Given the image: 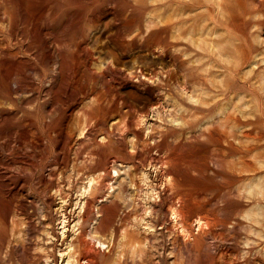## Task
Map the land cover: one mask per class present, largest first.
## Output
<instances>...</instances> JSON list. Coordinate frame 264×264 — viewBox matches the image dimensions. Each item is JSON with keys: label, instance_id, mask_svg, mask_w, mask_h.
I'll list each match as a JSON object with an SVG mask.
<instances>
[{"label": "rangeland", "instance_id": "374dc122", "mask_svg": "<svg viewBox=\"0 0 264 264\" xmlns=\"http://www.w3.org/2000/svg\"><path fill=\"white\" fill-rule=\"evenodd\" d=\"M169 1L0 0V81L3 62L24 72V87L0 84V264H264V0H216V23L199 0ZM51 42L76 70L55 94ZM102 106L140 139L138 157L113 142L119 159L104 175ZM79 236L94 259L76 261Z\"/></svg>", "mask_w": 264, "mask_h": 264}, {"label": "bare ground", "instance_id": "6f19581e", "mask_svg": "<svg viewBox=\"0 0 264 264\" xmlns=\"http://www.w3.org/2000/svg\"><path fill=\"white\" fill-rule=\"evenodd\" d=\"M172 1V0H171ZM169 1V2H171ZM197 2V1H196ZM199 2H201L207 9V14H210V18L211 20L213 19L214 22L216 23L215 19L217 20L219 16H221L223 14V9L221 7V4H219L216 0H199ZM120 3L122 4V8L124 7H127L128 6V3H129V0H120ZM146 3V2H145ZM136 4L137 6L134 7L133 9V13H138L139 12V7L142 6L141 2L138 3H134ZM147 5V4H146ZM151 5V4H150ZM201 5V4H200ZM216 5V6H215ZM199 6V5H198ZM203 7V6H202ZM216 8V9H215ZM229 9V8H228ZM216 13H215V12ZM127 12H130V11H127ZM210 12V13H209ZM206 14V15H207ZM126 15V13L124 14ZM218 15V16H217ZM127 16V15H126ZM208 16V15H207ZM229 16V15H228ZM209 18V17H208ZM228 18V17H227ZM52 20V19H51ZM223 20V19H222ZM229 20V19H228ZM220 21V20H219ZM53 22V21H52ZM116 22V21H115ZM150 22V20H149ZM222 22V21H221ZM35 23V22H33ZM153 24H156V22H151ZM150 23V25H151ZM226 23V21H225ZM160 24V23H159ZM122 27V25H121ZM156 27V26H155ZM164 27V26H163ZM120 26L117 27V30H119ZM160 28V27H159ZM167 28V27H166ZM116 30V29H115ZM160 30V29H157V31ZM164 31V30H163ZM94 32V31H93ZM117 32V31H116ZM159 34V33H158ZM165 35V34H163ZM120 36V35H119ZM33 37V36H32ZM129 36H127L128 38ZM37 38V37H36ZM121 38V37H120ZM130 38V37H129ZM87 39V38H86ZM119 39V38H118ZM117 39V40H118ZM109 41V40H108ZM54 42L56 44H58L59 46L61 47H65V45L60 42V40L58 39H54ZM54 42H51V47L54 51V55L56 58L59 59V65H60V69H59V73L57 74V77H56V81H55V84L53 86V88H50L49 91H51V93L55 94V92H53V90L58 87L60 88L61 87V84H63L64 86L67 84V85H70L73 83L74 79L76 78V70L74 68V65H70L68 62L65 61V59L63 60V58L61 57V51L55 47L54 45ZM99 42V41H98ZM113 42V41H112ZM125 43H127V40H124ZM114 43V42H113ZM131 44V43H130ZM142 44V43H141ZM99 46V45H98ZM82 47V46H81ZM87 47V46H86ZM162 48V47H161ZM167 48V47H166ZM80 49V48H79ZM83 49L86 51L84 53H88V55H91V54H94V53H90V50H88V48H85L83 47ZM130 49V48H129ZM165 49V48H164ZM93 50V49H92ZM160 50V48H159ZM158 50V51H159ZM163 50V49H162ZM78 51V50H77ZM97 51V50H96ZM161 51V50H160ZM164 52V51H163ZM52 54V53H51ZM76 54V53H75ZM114 54V53H113ZM130 54V51L127 50V49H124V55L125 56H129ZM85 55V54H84ZM4 56V55H3ZM39 56V55H38ZM75 56V55H74ZM77 56V55H76ZM114 56V55H113ZM10 57V56H9ZM91 57V56H90ZM74 58V57H73ZM113 58V57H112ZM115 58V57H114ZM113 58V59H114ZM52 59V57H51ZM92 59V58H91ZM8 60V59H7ZM5 61V60H3ZM19 62H16L15 64L17 65ZM4 64V67L1 69V72H4L5 75H4V79L6 80V84H3L1 81H0V84L5 87V88H8L9 85L11 84V82L13 83H16L17 84V87L18 88H22L24 87L22 82L20 81V74L22 75L24 72L23 71H17V67L16 69L14 68L15 64L11 65L10 63H7V62H3ZM74 64V63H73ZM106 65V64H104ZM110 65V64H109ZM109 65H106V69L109 70ZM85 67V66H84ZM30 69L31 66L30 65H27L26 66V69ZM125 72V71H124ZM20 73V74H19ZM108 73V72H107ZM113 73V72H112ZM128 73V72H127ZM167 73V72H166ZM162 74V73H161ZM103 74L101 73V76ZM113 75V74H112ZM129 75V74H127ZM78 76V75H77ZM104 77V76H103ZM126 78H128L127 76H125ZM66 81V83L64 82ZM162 83V82H161ZM116 93V92H115ZM118 94V93H116ZM113 98V97H112ZM121 100V99H120ZM119 101V100H118ZM115 104V102L113 103ZM116 104H119V103H116ZM124 104V102H123ZM122 104V105H123ZM91 107V106H90ZM127 107V111L129 112V116L131 117V111H130V105L129 104H125V108ZM120 108V107H119ZM111 110H113V108H108V107H105V106H102V107H99L98 109V113H99V119L97 118V121L98 123L95 124V125H98L100 127L99 130H101V134L102 136L99 138V141L98 140H95L96 144H97V155H98V159H97V164L98 166H102L103 167V171L101 170V173L103 172V175L107 172L109 173V165L110 164H113L114 165V162H116L118 159H119V156L116 155V154H113L112 152H110L111 150H108V148L113 144V142H115L117 145H121L123 148H124V151L126 152V155L127 156H132V157H138L140 155L139 151L137 149H139L138 147H140V139L139 137H137V133L135 134L133 132V130L131 128H129L128 126V122H125L123 120V118H117L118 121L114 122L113 123H110L109 124V120L111 118ZM122 111V110H121ZM91 113V112H90ZM114 113V112H113ZM121 113V112H120ZM137 112H135L136 114ZM139 113V112H138ZM137 113V114H138ZM120 115V114H119ZM115 116V115H114ZM128 115H126L127 117ZM128 116V117H129ZM140 116V115H139ZM137 117V116H136ZM115 118V119H116ZM127 119V118H126ZM128 120V119H127ZM138 120V119H137ZM95 122V121H94ZM132 122V120H131ZM174 127H172L173 129ZM92 129V128H91ZM94 129V127H93ZM171 129V128H170ZM178 129V128H177ZM175 130V129H173ZM95 133V132H94ZM97 133V132H96ZM130 134H133V136H135V140H133L132 138H128L127 136L130 135ZM19 136H20V140H21V144L23 147H28V146H31L32 142L31 140L29 139V134L27 132V130L24 129V127L20 130L19 132ZM95 136V135H94ZM143 145V144H142ZM128 147L129 148H132L134 150H136V153L135 154H131L129 151H128ZM121 156V155H120ZM122 157V156H121ZM120 157V158H121ZM149 158V157H148ZM156 159H153L152 157V161H150V163H152V165H156V164H160V166H163L164 169H162V174H164L165 177L168 178L169 177H172V179H175L177 177V173H176V170L174 168V166L172 164H169V162L171 161H164L163 159H159L157 157H155ZM123 159V158H122ZM151 159V158H150ZM159 160L160 162H156V160ZM33 159H31L29 162L27 161H24V162H20V165H21V169H25L27 166H29L31 169L34 168V163L32 161ZM63 160V159H62ZM145 160H147V157H143L141 159V162H144ZM167 163V166L165 167L164 166V163ZM161 163H163V165H161ZM179 165L183 166V168H194V166L191 164V162L189 163H182L181 161V164L179 163ZM157 166V165H156ZM137 167V166H136ZM158 168V167H157ZM161 169V167L159 168ZM189 170V169H188ZM205 170V169H204ZM206 172V171H205ZM103 175H96V176H90L89 179H88V187H87V190H92L93 188H98V185H100L103 181ZM179 178V177H178ZM97 186V187H96ZM168 186H166L165 188V192H166V189ZM204 192V191H203ZM161 194V193H160ZM160 194H158V197H160ZM89 195L91 196V194L89 193ZM176 195V198H179L178 196L181 195L180 194V191H176L174 192V196ZM173 196V197H174ZM95 198V197H94ZM183 198V197H182ZM89 200H86L83 204L84 206V217H88L89 216V213L91 211V208L93 206V204H95L93 201L90 200V198H88ZM171 201L169 202H172V198H170ZM180 199V198H179ZM181 200V199H180ZM160 202V201H159ZM117 202L116 201H112V203L110 204H103L101 203V205L99 206V208L101 209V211L103 212H107L108 210L110 209H113L112 206L115 205ZM182 204V202H181ZM179 203L178 205L176 206H173L172 204L169 205L168 207V210L167 212H169L172 216V219L169 220L170 224L172 225H177L179 222H180V218L182 216H184V212H183V208L181 209L179 207ZM183 205V204H182ZM178 206V207H177ZM94 207V206H93ZM83 214V213H82ZM205 215L204 216H199V222L200 224H202L205 220ZM84 219V218H82ZM87 219V218H86ZM169 227L171 228V226L169 225ZM84 237H77V239L75 240V244L79 247V251L76 252L77 255H76V261H80L81 259H88V258H91V259H94L95 256H96V251L94 250V248L92 246H89V242L84 240L83 239ZM88 242V243H87ZM186 245V244H185ZM188 246V245H186ZM77 247V248H78ZM189 247V246H188ZM191 251V250H190ZM192 256V255H191Z\"/></svg>", "mask_w": 264, "mask_h": 264}]
</instances>
